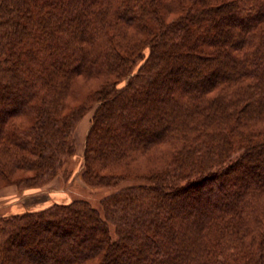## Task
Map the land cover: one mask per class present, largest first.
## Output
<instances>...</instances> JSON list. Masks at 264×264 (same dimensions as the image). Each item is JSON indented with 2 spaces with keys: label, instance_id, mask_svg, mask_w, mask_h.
Returning a JSON list of instances; mask_svg holds the SVG:
<instances>
[{
  "label": "trees",
  "instance_id": "1",
  "mask_svg": "<svg viewBox=\"0 0 264 264\" xmlns=\"http://www.w3.org/2000/svg\"><path fill=\"white\" fill-rule=\"evenodd\" d=\"M92 104L91 185L160 165L0 217V264H264V0H0V180L55 175Z\"/></svg>",
  "mask_w": 264,
  "mask_h": 264
},
{
  "label": "rangeland",
  "instance_id": "2",
  "mask_svg": "<svg viewBox=\"0 0 264 264\" xmlns=\"http://www.w3.org/2000/svg\"><path fill=\"white\" fill-rule=\"evenodd\" d=\"M94 80L80 81L76 87V94H70L71 105H79L84 97L96 88L92 85ZM74 98V99H73ZM95 107L91 108L77 123L74 132L75 150L66 155L57 173L37 183L17 182V174L9 180H0V217L21 214L28 211H37L55 204L69 203L83 199L95 207L109 194L125 186L149 183L144 180L149 172L160 165L159 152L137 154V159H127L119 163L115 171L124 176L117 184L112 186L91 185L84 177L86 140L92 125ZM139 127V126H138ZM125 164V165H124ZM205 201L203 206H207ZM188 212L185 209L183 213Z\"/></svg>",
  "mask_w": 264,
  "mask_h": 264
}]
</instances>
